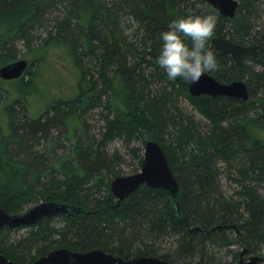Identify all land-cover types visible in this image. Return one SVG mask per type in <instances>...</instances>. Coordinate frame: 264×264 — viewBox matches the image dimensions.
<instances>
[{
    "label": "trees",
    "instance_id": "1",
    "mask_svg": "<svg viewBox=\"0 0 264 264\" xmlns=\"http://www.w3.org/2000/svg\"><path fill=\"white\" fill-rule=\"evenodd\" d=\"M237 1L235 16L227 18L201 0H0L4 64L15 61L18 43L30 51L61 44L79 71L76 95L51 99L38 117L29 115L26 102L36 63L18 80H0L7 130L0 135V208L20 214L57 202L78 209L33 226L2 228L1 254L18 264L59 248L170 264H241L244 250V263L264 258V58L236 63L211 43L222 37L249 46L264 35V0ZM189 10L218 14L208 44L218 67L207 74L220 83L243 81L247 102L193 97L187 81L169 80L156 63L161 32ZM180 96L204 118L203 126L181 113ZM96 110L103 120L99 134L84 119ZM116 139L160 144L184 221L163 189L140 186L116 200L110 183L125 175L106 150ZM137 151L133 174L143 159ZM223 176L239 183L236 200L222 190ZM193 227L200 232H189Z\"/></svg>",
    "mask_w": 264,
    "mask_h": 264
},
{
    "label": "water",
    "instance_id": "2",
    "mask_svg": "<svg viewBox=\"0 0 264 264\" xmlns=\"http://www.w3.org/2000/svg\"><path fill=\"white\" fill-rule=\"evenodd\" d=\"M213 7L218 14L227 18H233L238 8L237 0H201ZM212 45L221 53L230 55L236 63L254 62L257 58H264V35L260 36L259 43L249 46L235 44L229 40L216 37L211 41ZM29 62L26 59H17L0 68V80L13 81L20 79L28 69ZM189 94L193 97L202 95L210 97H229L247 102L250 98L248 88L243 81L220 83L207 73L203 74L196 83H188ZM143 159L140 170L137 173L125 176H117L110 183V191L118 202L128 198L140 186L163 189L170 194L171 203L178 218L184 221L180 204L177 199L178 184L170 169L164 150L156 141H147L143 148ZM77 207L57 202H40L33 205L20 214H8L0 208V230L7 228L15 230L19 227L35 225L40 219L55 217L60 214L75 215ZM191 233L200 232L199 227L190 229ZM241 264H257L264 262V258L254 256L248 262ZM0 264H18L9 260L0 253ZM32 264H170L158 257H139L124 260L103 250L96 249L88 252H75L67 248H59L39 257Z\"/></svg>",
    "mask_w": 264,
    "mask_h": 264
},
{
    "label": "rangeland",
    "instance_id": "3",
    "mask_svg": "<svg viewBox=\"0 0 264 264\" xmlns=\"http://www.w3.org/2000/svg\"><path fill=\"white\" fill-rule=\"evenodd\" d=\"M262 14L264 15V6L262 7ZM17 59H26L30 63H36L30 69L31 76L35 74V89L33 88V94L29 95L26 100L31 117H38L51 99H69L76 95L78 91L79 71L74 65L70 52L64 45H48L43 49L30 51L22 43H18L15 60ZM4 65L0 60V68ZM28 78V76H25L24 81ZM4 86L11 89L10 84ZM176 105L186 118L194 121L197 125L199 124V126H203L202 124L205 123L204 118L192 107L187 98L180 96ZM84 119L94 134L101 132L103 120L100 110L91 112ZM6 133V117L0 110V135ZM143 148L144 145L140 141H133L128 145L122 140L116 139L107 145L106 150L109 155H116L118 158L117 162L119 164L117 169L123 175H131L138 168L137 155L139 151L137 150L142 149L143 154ZM221 185L224 193L235 200L237 199L236 192L239 190V183L235 182L232 178L223 176ZM23 231L20 230L19 233ZM229 262L230 260H228Z\"/></svg>",
    "mask_w": 264,
    "mask_h": 264
},
{
    "label": "clouds",
    "instance_id": "4",
    "mask_svg": "<svg viewBox=\"0 0 264 264\" xmlns=\"http://www.w3.org/2000/svg\"><path fill=\"white\" fill-rule=\"evenodd\" d=\"M217 23L218 14L194 10L169 22L160 34L162 43L156 57V63L169 80L179 77L190 84L196 83L203 74L218 67L216 54L208 46Z\"/></svg>",
    "mask_w": 264,
    "mask_h": 264
},
{
    "label": "flooded vegetation",
    "instance_id": "5",
    "mask_svg": "<svg viewBox=\"0 0 264 264\" xmlns=\"http://www.w3.org/2000/svg\"><path fill=\"white\" fill-rule=\"evenodd\" d=\"M254 257V256H253ZM251 258V257H250ZM263 258V257H262Z\"/></svg>",
    "mask_w": 264,
    "mask_h": 264
}]
</instances>
